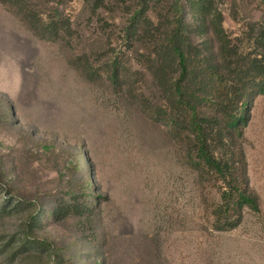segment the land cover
<instances>
[{
  "label": "rangeland",
  "instance_id": "374dc122",
  "mask_svg": "<svg viewBox=\"0 0 264 264\" xmlns=\"http://www.w3.org/2000/svg\"><path fill=\"white\" fill-rule=\"evenodd\" d=\"M97 1L0 0V264H264V90L247 95L237 139L260 211L216 228L224 183L135 98L149 93L143 74L126 70L124 88L111 81L133 0ZM217 5L234 44L262 52L264 0ZM27 9L61 35L39 34ZM70 191L91 209L54 216Z\"/></svg>",
  "mask_w": 264,
  "mask_h": 264
},
{
  "label": "trees",
  "instance_id": "16d2710c",
  "mask_svg": "<svg viewBox=\"0 0 264 264\" xmlns=\"http://www.w3.org/2000/svg\"><path fill=\"white\" fill-rule=\"evenodd\" d=\"M2 1L13 5L25 3V0ZM99 3L102 7L105 0H98L96 5ZM161 4L164 13L151 11V5ZM26 7L20 8L25 12ZM128 8L123 44L108 64L111 81L118 88L126 87L129 70L143 74L151 82L149 93L135 98L153 118L165 121L191 145L189 155L195 158L197 167L215 172L224 183L222 201L215 209L216 228L233 229L241 221L245 208L260 211L259 198L249 189L247 161L237 139L243 136L247 122L242 114L247 108V95L252 93L254 97L264 90V50L258 52L252 46L243 49L234 44L223 25L217 0H173L169 6L165 0H133ZM188 10L191 18L185 13ZM26 14L39 34L61 35L54 20L29 15L28 9ZM207 37L218 41V49L208 45ZM258 38L261 45L255 47L264 48V32ZM137 42L143 46L142 50ZM129 52L136 56L124 60L122 53ZM133 63L143 65L145 71L133 69ZM79 184L86 193L89 187L86 180ZM69 193L70 197L53 206L54 216L72 211L82 215L91 209L90 202L83 207L73 201L75 192ZM8 204V200L4 201L1 209L5 210Z\"/></svg>",
  "mask_w": 264,
  "mask_h": 264
}]
</instances>
